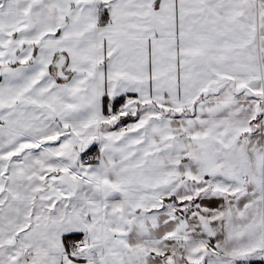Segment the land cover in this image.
Wrapping results in <instances>:
<instances>
[{"label": "snow or ice", "instance_id": "1", "mask_svg": "<svg viewBox=\"0 0 264 264\" xmlns=\"http://www.w3.org/2000/svg\"><path fill=\"white\" fill-rule=\"evenodd\" d=\"M0 264H264V0H0Z\"/></svg>", "mask_w": 264, "mask_h": 264}]
</instances>
